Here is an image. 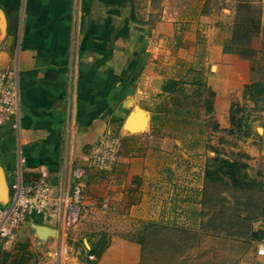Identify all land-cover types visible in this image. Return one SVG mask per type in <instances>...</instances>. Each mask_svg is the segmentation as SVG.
Returning a JSON list of instances; mask_svg holds the SVG:
<instances>
[{
	"label": "crops",
	"instance_id": "crops-1",
	"mask_svg": "<svg viewBox=\"0 0 264 264\" xmlns=\"http://www.w3.org/2000/svg\"><path fill=\"white\" fill-rule=\"evenodd\" d=\"M207 1L0 0V68L16 72L20 98L17 114L0 125V158L12 175L0 206L9 203L15 180L29 185L42 175L55 196H64L74 169L86 166L102 139L121 145L109 170L87 169L79 225L68 227L66 207L57 218L32 216L17 230L13 249L0 240L12 258L25 254L21 264H38L40 257L46 264H141L147 236H159L161 244V237L189 234L205 220L212 152L190 146L205 135L192 129L194 113L175 115L173 96L182 87L198 100L203 83L215 92L216 108L219 92L235 89L243 97L251 83L224 68L236 54L206 30ZM261 8L264 34V2ZM132 111L139 113L134 126L144 125L139 133L124 129ZM218 121L229 126V114ZM254 136L264 139L260 132ZM71 231L90 250L107 236L101 256L69 258ZM132 234L145 238L133 241ZM257 259L264 264V257Z\"/></svg>",
	"mask_w": 264,
	"mask_h": 264
},
{
	"label": "rangeland",
	"instance_id": "rangeland-1",
	"mask_svg": "<svg viewBox=\"0 0 264 264\" xmlns=\"http://www.w3.org/2000/svg\"><path fill=\"white\" fill-rule=\"evenodd\" d=\"M248 1L253 7L262 9L264 0ZM236 8L237 3L232 0H208L206 4V10L210 14L207 22L209 27H206V30H211L210 34L214 42L223 50L232 41ZM250 47L255 51L252 58L240 61L238 55L232 56L231 59L225 61L224 68L244 76L245 80L264 82V34L253 38ZM218 94L220 96L216 99L217 106L211 113L207 112L205 106L201 104L198 105V109L191 108L199 113V117L195 120L200 124V126L193 125L192 129L195 132L204 133L205 139L200 141L201 143L195 144L194 142L190 146L196 150L203 148L210 150L211 158L218 154L219 158L237 160L246 164L245 171L255 183L243 193L233 189V185L226 177L224 182L217 183L210 180L209 197L215 200H212V207L208 203L205 204L203 208L206 212L205 220L200 224L197 223L196 227L193 226L195 228H191L189 234L182 235L181 232V235L161 237L165 240L161 244L157 243L159 236L156 237L153 234L147 236L144 250L141 253V264H259L253 242L244 237L231 236L229 232L236 231L238 224H235V221L240 215L247 213L242 210L241 205L237 204L238 200L264 201V139L259 140L254 136L258 132L264 135L262 127L264 102L259 100L254 103L248 97L249 92L246 94V99L241 96V92L238 93L235 89L229 93L222 90ZM231 107L236 119L233 125L230 123ZM227 114H229V126L223 128L218 120L225 118ZM253 143L255 146L259 143L262 150L257 151L258 147L252 150L251 144ZM208 163L214 167L210 160ZM2 164L4 168H7L4 158H2ZM6 174L9 185H11L12 175L8 169H6ZM221 198L227 199V202L219 201ZM262 227H264L262 218L253 223L254 229ZM139 231L137 229L135 233ZM128 238L139 241L143 237L132 234ZM105 240L107 241V236ZM91 241H94L93 238ZM67 243L72 248L68 252L69 258L76 256L84 259L90 253V249L85 246L80 234L72 235V231L69 232ZM46 260L40 257L38 264H46ZM64 261L57 260L51 264H65Z\"/></svg>",
	"mask_w": 264,
	"mask_h": 264
},
{
	"label": "trees",
	"instance_id": "trees-1",
	"mask_svg": "<svg viewBox=\"0 0 264 264\" xmlns=\"http://www.w3.org/2000/svg\"><path fill=\"white\" fill-rule=\"evenodd\" d=\"M232 1L237 3L234 22V34L231 44L225 46L224 51L226 53L236 54L242 59H250L255 55V51L250 47V43L253 38L261 34L262 12L261 9L253 7V5H251L248 0ZM176 92L177 95L173 96V104L176 107L174 112L176 116H186L192 115L194 113L193 115H195L197 119L199 117V113L197 111L192 112L193 109L191 108L193 107L198 109L199 104L204 105L205 110L209 113L214 110L215 92L210 88L203 87V83L199 84L195 93V96L198 98V100L189 99V94L184 93V89L182 87H179ZM248 92L249 99H251L254 103L258 102L259 100H263L264 102V82L252 81L251 83L246 84L243 90V98H246V94ZM230 110V123L233 125L235 124L236 119L234 117V112H232V107ZM262 110H264V105L262 107ZM193 124H198L200 126V124L196 121ZM210 161L212 162V165H214V167H212L208 163L206 170L203 205L208 203L209 206L212 207V200H215L212 199V197H209L210 180L217 183L224 182V178L226 177L230 184L233 185V189L242 191L243 193L247 191L248 188H251V186L254 185L255 182L249 178L245 171V167L247 166L246 164L241 163L237 160L219 158L218 154L210 158ZM219 201L225 203L227 202V199L221 198L219 199ZM237 204L241 205L243 207L242 210L246 211L247 213L246 215H240L237 218V220L235 221V224H238L237 229L234 232H229V235L235 236L236 238L244 237L247 240L252 241L256 254V248L258 244L264 242V227L260 229H254L253 223L261 218L264 219V201L256 202L252 199H246L245 201L238 200ZM105 243L106 240L105 236L103 235L100 237V242H98V245L91 248L90 253L101 256ZM25 248L26 246L20 247L21 250ZM11 258V252L2 249V245H0V264H8V262H10L9 264H21L25 263L27 260L25 254L21 256L20 259ZM10 259L11 261H9Z\"/></svg>",
	"mask_w": 264,
	"mask_h": 264
},
{
	"label": "built area",
	"instance_id": "built-area-1",
	"mask_svg": "<svg viewBox=\"0 0 264 264\" xmlns=\"http://www.w3.org/2000/svg\"><path fill=\"white\" fill-rule=\"evenodd\" d=\"M19 99L16 72L0 68V125L10 121L17 114ZM120 151L118 139H102L87 158L86 166L79 165L74 169L71 188L64 196H55L46 175L29 185L15 180L11 186L9 203L0 206V240L8 249H13L16 245L17 230L29 218L33 215H40L44 219L57 218L65 207L66 224L71 228L76 227L86 201L87 169L109 170L117 161ZM256 254L258 257H264V242L258 244Z\"/></svg>",
	"mask_w": 264,
	"mask_h": 264
},
{
	"label": "water",
	"instance_id": "water-1",
	"mask_svg": "<svg viewBox=\"0 0 264 264\" xmlns=\"http://www.w3.org/2000/svg\"><path fill=\"white\" fill-rule=\"evenodd\" d=\"M141 113V112H140ZM139 113L136 111H132L127 118L125 124H124V129L129 132V133H139L143 131L144 125L140 124V128H137L134 126V122L136 121V118H138ZM148 121V118H147ZM147 124V122H146ZM145 124V125H146ZM9 196V185L7 182V177L5 170L2 166L1 158H0V199H7Z\"/></svg>",
	"mask_w": 264,
	"mask_h": 264
}]
</instances>
